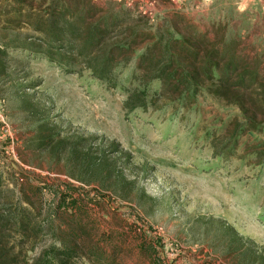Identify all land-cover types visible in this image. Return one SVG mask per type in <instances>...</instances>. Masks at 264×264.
<instances>
[{
  "label": "rangeland",
  "instance_id": "1",
  "mask_svg": "<svg viewBox=\"0 0 264 264\" xmlns=\"http://www.w3.org/2000/svg\"><path fill=\"white\" fill-rule=\"evenodd\" d=\"M119 16L122 26L81 56L89 28ZM64 19L80 30L60 41L45 35ZM134 27L144 35L133 56L183 34L203 35L206 49L235 39V57L258 82L229 86V98L207 83L196 108L155 98L132 111L121 84L134 59L117 56L106 81L91 61ZM263 91L264 0H0V216L9 260L62 264L52 251L66 247L75 252L66 264H264V165L255 157L264 135L249 133L224 152L243 116L264 125ZM23 208L26 235L11 220Z\"/></svg>",
  "mask_w": 264,
  "mask_h": 264
},
{
  "label": "trees",
  "instance_id": "2",
  "mask_svg": "<svg viewBox=\"0 0 264 264\" xmlns=\"http://www.w3.org/2000/svg\"><path fill=\"white\" fill-rule=\"evenodd\" d=\"M62 17L65 18L64 15ZM124 21L125 19L119 16L112 21L106 19L102 26L89 28L87 40L79 46L80 55L86 58L108 35L111 29L119 24L122 26ZM77 30H80L78 20L68 25L64 19L63 25L44 32L49 38H56L60 41L68 32ZM142 35L144 34L135 27L129 29L128 37L125 40L109 46L105 58H101L100 61H91L93 63L92 73L99 80L106 81L108 73L112 72L116 65L117 56L134 59L129 69V76L126 78V85L121 84V89L127 93L124 102L125 107L131 108L132 111L136 109L147 111L148 105L152 101L154 103L155 98H163L166 103L165 106L196 108L198 106V95L208 86L207 83L217 84L218 94L229 98V86L249 89L248 87L253 88L258 82V73L249 72L244 61L235 57V39L229 38V43H227L225 37H223L222 40L225 41L223 46L218 44L211 46V49H206L204 48V41L206 40L203 35L200 36L196 33L183 34L177 38L178 40L161 38L159 41L148 42L142 47L139 54L133 56ZM31 46L32 44L27 41L21 43V47L25 49H32ZM48 55L53 54L49 52ZM58 61L60 62V59ZM235 75H239L238 80L230 85V81ZM154 83L161 85V87L151 91ZM261 96L264 99V91ZM243 119V126L234 128L231 135L233 138L225 144L224 152L226 150L232 152L233 149L237 148L238 140L248 136L249 133L255 132L264 135V125L262 128L254 118L249 116H243ZM228 130H230L229 127L223 128V132ZM255 157L261 165H264V141L257 144ZM23 209L11 220L17 226L18 233L26 235L32 222H30L29 216L25 215V208ZM7 221V219L0 216V264H15L16 259L9 260L3 248L6 245L4 231L7 227ZM52 253L53 258L59 259L62 264H66L75 256L74 250L66 247L63 250H53ZM51 261L47 264H55V261ZM34 264L44 263L36 262Z\"/></svg>",
  "mask_w": 264,
  "mask_h": 264
}]
</instances>
